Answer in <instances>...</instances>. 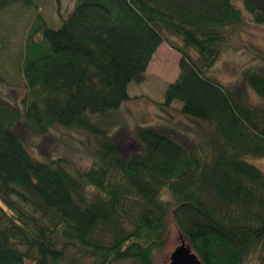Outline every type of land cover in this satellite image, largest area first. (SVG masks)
Listing matches in <instances>:
<instances>
[{"label": "trees", "instance_id": "1", "mask_svg": "<svg viewBox=\"0 0 264 264\" xmlns=\"http://www.w3.org/2000/svg\"><path fill=\"white\" fill-rule=\"evenodd\" d=\"M18 2L34 6L0 0V11ZM246 18L264 25V0H76L57 28L37 14L20 108L0 96V264H159L170 224L202 264H242L257 252L264 264V172L247 161L264 156V104L212 72ZM163 43L180 55L164 104L180 101L210 132L188 146L139 128L141 149L125 153L91 117L129 99ZM240 81L264 101L261 64ZM22 120L36 135L55 126L91 133V167L36 161L16 129Z\"/></svg>", "mask_w": 264, "mask_h": 264}, {"label": "rangeland", "instance_id": "2", "mask_svg": "<svg viewBox=\"0 0 264 264\" xmlns=\"http://www.w3.org/2000/svg\"><path fill=\"white\" fill-rule=\"evenodd\" d=\"M76 0H34L33 7L18 2L0 11V96L16 107L26 93L24 78L20 72L28 33L37 14L43 16L50 27H59L73 11ZM242 8V3L237 2ZM243 13H248L243 8ZM36 39L42 31L35 33ZM253 50L264 55V25H255L246 18L239 30L234 46L223 52L213 68L216 79L225 86L238 89L246 98L256 104H264L250 88L242 85L240 72L245 67L261 64L264 60L255 59ZM180 55L163 43L159 46L148 65L145 79L131 82L128 87L129 99L114 111L92 115V121L115 137L125 153L139 151L141 145L136 139L139 128H154L168 133L175 140L193 146L201 142L209 125L180 112L182 103L175 101L169 107L164 104L165 91L179 74ZM16 129L24 140L29 152L40 163H47L56 157H66L81 170H88L95 158L96 138L84 130L52 127L44 135H36L22 120ZM247 161L264 172V156L248 157ZM188 244L179 230L170 224L168 243L158 259L159 264H168L172 252L182 243ZM262 252L250 255L242 264H261ZM86 264L90 261L86 260Z\"/></svg>", "mask_w": 264, "mask_h": 264}, {"label": "water", "instance_id": "3", "mask_svg": "<svg viewBox=\"0 0 264 264\" xmlns=\"http://www.w3.org/2000/svg\"><path fill=\"white\" fill-rule=\"evenodd\" d=\"M168 264H202L197 254L182 242L171 254Z\"/></svg>", "mask_w": 264, "mask_h": 264}]
</instances>
